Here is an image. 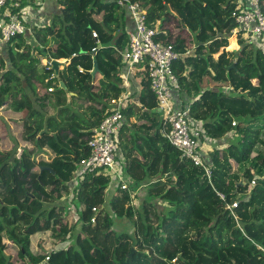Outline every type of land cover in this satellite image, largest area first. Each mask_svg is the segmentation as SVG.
<instances>
[{
	"label": "trees",
	"instance_id": "1",
	"mask_svg": "<svg viewBox=\"0 0 264 264\" xmlns=\"http://www.w3.org/2000/svg\"><path fill=\"white\" fill-rule=\"evenodd\" d=\"M139 1L148 11L149 25L158 26V40L185 52L186 36L192 34L195 55L173 64L181 91L201 94L190 104L191 124L205 129L211 139L231 133L235 142L209 152V178L203 166L163 135L157 99L141 71V91L130 89L131 97L139 93L140 100L123 109L126 123L117 159L131 177L130 182L125 179L129 188L118 186L104 168L77 180L78 164L90 154L92 128L107 116L108 102L126 91L122 53L131 21L116 0H55L57 11L49 23L5 44L12 67L1 71L0 64V111L3 106L34 109L20 95L27 85L42 109L59 108L63 117L72 114L59 122L49 117L43 128L27 133L36 150L26 147L20 157L10 150L0 153V264H264V112H253L264 111V50L242 34L238 50L234 37V49H226L238 26L233 16L238 4L232 0ZM20 2L24 7L36 0ZM260 6L264 13V0ZM174 19L177 32L169 25ZM2 58L0 49V62ZM47 58L68 63L56 75L53 65L42 63ZM194 59L204 63L210 82L218 88L229 83L235 101L247 107L220 102L224 91H215L217 87L201 92L198 83L200 91L195 92L194 73L188 70ZM22 66L27 71L20 76ZM43 74L48 83L40 78ZM73 90L77 94L69 95ZM8 136L0 130V148ZM31 151H37L33 157ZM112 182L117 185L109 192ZM141 187L147 201L143 211L135 212L124 200ZM102 193L105 206L94 211ZM234 202L236 217L226 208ZM151 207L156 208L152 216ZM118 218H126L134 231L116 228Z\"/></svg>",
	"mask_w": 264,
	"mask_h": 264
},
{
	"label": "built area",
	"instance_id": "2",
	"mask_svg": "<svg viewBox=\"0 0 264 264\" xmlns=\"http://www.w3.org/2000/svg\"><path fill=\"white\" fill-rule=\"evenodd\" d=\"M8 1L0 0V47L14 36L33 33L27 24L26 17L29 15L31 5L21 7L20 0H10L11 6H9ZM116 1L126 10L133 25V30H129L128 47L122 53L123 62L126 64L123 80L126 91L110 100L107 116L92 128V134L88 140L90 154L81 161L76 176L83 177L87 172L100 170V168L111 173L115 171L117 174H124L117 160L120 150L118 134L126 123L123 109L127 108L131 101V79L135 77L136 71H145L162 116L163 135L182 151L183 156L203 166L210 178L212 169L207 159L208 153L201 143L204 129L191 124V103L178 106L174 100V93L180 89V82L174 72L173 64L184 55H190L191 51L179 52L173 43H163L158 40L156 38L158 27L149 25L148 11L141 1ZM232 1L238 4L233 12L238 26L233 33L242 34L247 40L256 41L258 46L264 50V13L261 10L260 0H248L249 6L247 7L244 4L240 5L241 0ZM94 36L99 37L95 31ZM44 63L52 66L51 60L45 59ZM49 90L52 91L53 88ZM124 183L125 186L122 188H127L126 180ZM252 184H256V178L253 179ZM220 196L225 199L224 194L220 193ZM237 205V202H234L227 204L226 208L235 215L234 208ZM93 210L97 211V207ZM49 258L47 256L45 260Z\"/></svg>",
	"mask_w": 264,
	"mask_h": 264
},
{
	"label": "rangeland",
	"instance_id": "3",
	"mask_svg": "<svg viewBox=\"0 0 264 264\" xmlns=\"http://www.w3.org/2000/svg\"><path fill=\"white\" fill-rule=\"evenodd\" d=\"M43 2H44V0H43ZM45 3H46V1H45ZM31 6L32 7L29 8V15L26 16L27 17V24H30V20L33 21V18L31 16L32 11L33 10L34 11L39 10V8L36 6L35 3H34V5H31ZM177 20L178 19H174L173 22L171 24H169L170 28L174 32H177V27H176ZM231 36L232 37H234V36L235 37H239L238 34L233 33V31H232ZM186 37H187V49L186 50H190L191 51V55H195L196 45L191 41L192 34L189 32ZM243 37H245V36H243ZM248 42H250V40H248ZM4 46H5V44H3L0 47V49H2V51H3V58H2V61L0 62L1 69H2L1 71H5V70L10 69L12 67V64L9 62V60H8V58L6 56V53L4 52ZM239 48H240V45L238 46L237 49H239ZM228 49H234V48L230 47V41H229ZM218 55H219V53L215 54V57H218ZM60 60L61 61H65L63 59H60ZM42 63L45 65L44 61H42ZM67 63L68 62H65L63 65H60V69H64L65 66L67 65ZM203 64L200 63L199 60H195L194 59L193 64L189 65L190 72L193 71V73L196 75L193 78H191V76H190L191 80L196 82L197 77H200V78H198V82L201 83L202 85L205 84V83L204 84L202 83L203 80H207L206 76H205V72H203V67H204ZM22 68H23V70H20V71L16 70L17 73L20 76H23L24 73L27 71L24 66H22ZM42 68H43V66L40 65L39 66L40 71H42ZM40 78L42 80H44V82L48 83L49 77L46 78L45 74L41 75ZM55 87H57V84H55ZM220 87H222V88H220L219 91H224V92H222L224 95L223 94H219V97L221 99L220 102L226 101L228 103L235 104V105L240 106V107H242V106L243 107H247L245 104H243V103H241L239 101H235V100H237L238 97H236L234 91H231V85H229V83H221ZM217 90L218 89H216L215 91H217ZM228 91L232 92V94L225 93V92H228ZM76 92L77 91L73 90V93H76ZM195 94L196 93L193 94L194 97L199 95V94L198 95H195ZM20 95H26L27 100H29L30 103H33L34 109L30 108L29 106H26V107H24V110H22V111H15V109H13V108L3 109V110L0 111V130L2 132V135H3V133L9 135L8 138H6V140L4 141V147L0 148V153L4 152L6 150H10L17 157H20L22 151L26 147L27 148L32 147L34 150H36V146H35L34 141L33 140H28L26 138L27 133H31V132L35 131L36 127L43 128L46 124H48L49 117H53V118L57 119V121L59 122V120L69 119L70 116L72 115L71 112H70V113H66V115H64V117H63V115L60 113V109L56 108V107L49 108V109H42L36 102H34V99L32 97V93H31V91H30V89H29V87L27 85H23V90L20 93ZM222 96H224L223 99H222ZM53 97H54V100H56V96L53 95ZM246 99L249 100V101H253V99L250 96H246ZM226 102H225V104L224 103H222V104L224 106H226ZM17 103H18V101H17ZM109 104H110V101L108 102V105ZM253 112L256 113V114H260V113H263L264 111L255 110ZM24 119H28V121L25 123ZM159 119H161V117ZM131 120H134V119H131ZM53 122H55V121L53 120ZM30 123H35V126H33L31 130H28L27 129V125H29ZM123 128H124V126L122 127V129ZM38 133H39V131H38ZM120 133H121V131L118 134L119 135V142H120ZM230 136H231V133H228L221 139H213V138L211 139L208 136V134L206 133V130L204 129V133H203V135L201 137V143H202L203 148L205 150H207V153L209 155V152L212 151L213 148H215V147H218V148L225 147L231 141L235 142V140H233L234 138L231 140ZM36 152L37 151H35V152L31 151V157H33V153L35 155ZM123 173L124 174H120V173L117 174L115 171L111 173L112 176L118 181V186L121 185L122 183H124L125 179L127 180V182L131 181V177L128 175V173L125 172V171H123ZM125 176H126V178H125ZM113 184H114V182H112V185L109 186V188H108L109 192H110V190H113L114 186L117 185V184L116 185H113ZM124 186H125V183L122 185V187H124ZM128 188L129 187L127 186V188H123V189L127 190ZM115 192L113 194H115ZM145 193H146V189L144 187L136 189L135 191H133L131 193L130 200H124L125 201L124 206L125 207L133 206V209H134L133 211H135V212H136V209H138V211H139V209L141 211H143V207L141 208V206L144 205L146 203V201H147L146 198H145L146 197ZM100 198H102V199L100 200ZM97 201L99 202L96 205L97 208L105 206L106 196H104L103 193H102L97 198ZM162 204H164V203H162ZM164 206L167 207L168 206L167 203L164 204ZM155 210H156V208L153 209V207H151L150 216L153 215ZM237 216L240 217L239 215H237ZM114 220H116V219L114 218ZM123 222L125 224H122ZM138 222H139V220H138ZM114 226H116V228H118L120 231L125 226H128V231L131 232V233L135 229L127 221L126 218H118L116 223L114 224Z\"/></svg>",
	"mask_w": 264,
	"mask_h": 264
},
{
	"label": "crops",
	"instance_id": "4",
	"mask_svg": "<svg viewBox=\"0 0 264 264\" xmlns=\"http://www.w3.org/2000/svg\"><path fill=\"white\" fill-rule=\"evenodd\" d=\"M45 1H46V3H45ZM106 1H113V0H106ZM35 4L39 8V10H37V11L33 10L32 11L31 16L33 18V21H31L29 19L30 20V24H28V25L30 26V28L32 30L35 29V31H37L39 26H41L43 24H47V23L50 22L51 14L57 11V4H56L55 0H44V2H43V0H41V1L40 0H36ZM241 4H244L246 7L249 6L248 0H241L240 5ZM129 30H133L132 22L130 23ZM231 38H232V36L229 38L230 43H231ZM234 38H235V40H236V42H237V44L239 46L240 45L239 41H238L239 37H235L234 36ZM243 38H245V37H243ZM226 49L230 50V49H228V47H226ZM235 50H238V49H235ZM63 60H65V59H63ZM60 62H61L60 65H63L65 63L64 61H61V60H60ZM60 70H62V69H60ZM188 70H189V68H188ZM134 76L135 77H133L131 79L130 89L132 90V92L135 91L136 89L141 91V85H142L141 82L143 81L144 77H143V75H141V71H136V74ZM195 76L196 75L193 74V75H191V78H193ZM198 78H200V77H197L196 82L191 80L192 83H193V89H194L195 92H199L200 91V90L197 91L198 90L197 83H199L198 82ZM202 83L203 84L205 83V84L202 85L201 83H199L202 86L201 92H203L205 90H208V89H211V88L213 89V88L217 87L214 82H210L208 79L207 80H203ZM217 89H220V88L217 87ZM75 94H77V93H73V91H70V93H69V95H75ZM200 96H201V94H199L196 97H194V95L193 96H189L187 92H185L184 90L181 91V89H180L178 92L175 93L174 100H175L176 104L179 106L181 104L185 105L188 102L191 103L193 100L199 98ZM135 98L140 100L139 93H135V95L133 97H131V101H134ZM4 108H1V110H3ZM76 108H79V107H76ZM80 108H82V107H80ZM198 125H200V124H198ZM209 157L210 156L208 155V158H207L208 160L210 159Z\"/></svg>",
	"mask_w": 264,
	"mask_h": 264
},
{
	"label": "water",
	"instance_id": "5",
	"mask_svg": "<svg viewBox=\"0 0 264 264\" xmlns=\"http://www.w3.org/2000/svg\"><path fill=\"white\" fill-rule=\"evenodd\" d=\"M48 60H50V58H48ZM60 64H61L60 61H58L56 59L52 60V65H53V68L56 71V75L59 74ZM97 70H98V62L95 61L94 62V69H93L92 73L95 74L97 72Z\"/></svg>",
	"mask_w": 264,
	"mask_h": 264
},
{
	"label": "clouds",
	"instance_id": "6",
	"mask_svg": "<svg viewBox=\"0 0 264 264\" xmlns=\"http://www.w3.org/2000/svg\"><path fill=\"white\" fill-rule=\"evenodd\" d=\"M44 60H45V59H44ZM44 60H43V61H44ZM46 60H48V58H47ZM65 60H66V59H65ZM58 61H60V60H58ZM51 62H52V61H51ZM52 91H53V90H52ZM4 107H5V106H3L2 108H4ZM89 138H90V136H89ZM88 140H89V139H88ZM85 158H87V157H85ZM85 158H83V159H85ZM80 163H81V162H80ZM80 163L78 164V166L80 165ZM78 169H79V167H78ZM78 169H77V170H78ZM77 170H76V172H77ZM76 172H75V175H76ZM85 175H86V174H85ZM85 175H84V176H85ZM84 176H83V177H84ZM79 178H82V177H77V176H76V179H77V180H78Z\"/></svg>",
	"mask_w": 264,
	"mask_h": 264
}]
</instances>
